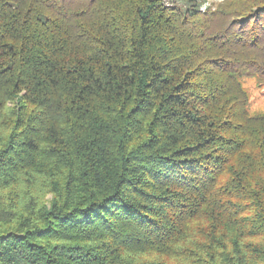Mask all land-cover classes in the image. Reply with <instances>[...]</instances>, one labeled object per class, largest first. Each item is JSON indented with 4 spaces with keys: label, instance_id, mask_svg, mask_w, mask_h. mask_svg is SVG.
Returning a JSON list of instances; mask_svg holds the SVG:
<instances>
[{
    "label": "trees",
    "instance_id": "obj_1",
    "mask_svg": "<svg viewBox=\"0 0 264 264\" xmlns=\"http://www.w3.org/2000/svg\"><path fill=\"white\" fill-rule=\"evenodd\" d=\"M264 0H0V264H264Z\"/></svg>",
    "mask_w": 264,
    "mask_h": 264
},
{
    "label": "rangeland",
    "instance_id": "obj_2",
    "mask_svg": "<svg viewBox=\"0 0 264 264\" xmlns=\"http://www.w3.org/2000/svg\"><path fill=\"white\" fill-rule=\"evenodd\" d=\"M218 1V0H207ZM242 85L249 96V111L264 113V89L256 83L254 78H242Z\"/></svg>",
    "mask_w": 264,
    "mask_h": 264
}]
</instances>
